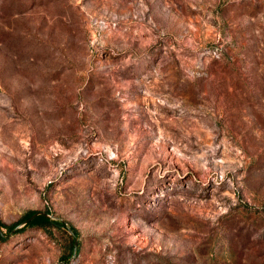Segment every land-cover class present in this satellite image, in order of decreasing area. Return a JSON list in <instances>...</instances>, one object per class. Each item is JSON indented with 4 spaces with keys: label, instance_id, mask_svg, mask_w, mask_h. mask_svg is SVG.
I'll list each match as a JSON object with an SVG mask.
<instances>
[{
    "label": "rangeland",
    "instance_id": "obj_1",
    "mask_svg": "<svg viewBox=\"0 0 264 264\" xmlns=\"http://www.w3.org/2000/svg\"><path fill=\"white\" fill-rule=\"evenodd\" d=\"M0 222V264H264V0H0Z\"/></svg>",
    "mask_w": 264,
    "mask_h": 264
},
{
    "label": "trees",
    "instance_id": "obj_2",
    "mask_svg": "<svg viewBox=\"0 0 264 264\" xmlns=\"http://www.w3.org/2000/svg\"><path fill=\"white\" fill-rule=\"evenodd\" d=\"M34 213L33 212H30V213H27L21 220L22 221H26L27 219H29ZM20 222V223H21ZM50 226H54L56 228H59V229H64V226L62 223L58 222V221H51L43 216H38V217H35L32 221H30L29 223H27L25 225V227H39V228H42V229H45L46 227H50ZM2 228H5V226L0 222V230ZM7 228V227H6ZM7 229H12V227H8ZM74 234H78L75 230H73ZM1 235H0V240H1ZM73 244H74V239L73 237L69 236V254L67 257H69L70 255H72V249H73ZM62 260H66V257H62Z\"/></svg>",
    "mask_w": 264,
    "mask_h": 264
},
{
    "label": "water",
    "instance_id": "obj_3",
    "mask_svg": "<svg viewBox=\"0 0 264 264\" xmlns=\"http://www.w3.org/2000/svg\"><path fill=\"white\" fill-rule=\"evenodd\" d=\"M41 215H43V214L35 213V214L32 215L29 219H27L26 221H24V224H26V223L32 221L35 217H37V216H41ZM43 216H45V217H47V218H50V217H49L48 215H46V214L43 215ZM0 234H1V233H0ZM76 241H77V239L74 238L73 256H75V254H76V250H77V243H76Z\"/></svg>",
    "mask_w": 264,
    "mask_h": 264
}]
</instances>
